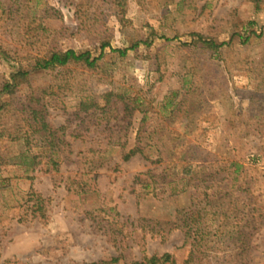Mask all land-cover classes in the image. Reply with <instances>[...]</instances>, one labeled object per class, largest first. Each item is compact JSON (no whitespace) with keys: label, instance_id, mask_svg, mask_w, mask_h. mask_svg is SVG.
Masks as SVG:
<instances>
[{"label":"rangeland","instance_id":"1","mask_svg":"<svg viewBox=\"0 0 264 264\" xmlns=\"http://www.w3.org/2000/svg\"><path fill=\"white\" fill-rule=\"evenodd\" d=\"M261 1L0 0V84L30 71L0 120V264H264ZM102 45L92 69L31 68ZM22 104L59 151L12 139Z\"/></svg>","mask_w":264,"mask_h":264},{"label":"trees","instance_id":"2","mask_svg":"<svg viewBox=\"0 0 264 264\" xmlns=\"http://www.w3.org/2000/svg\"><path fill=\"white\" fill-rule=\"evenodd\" d=\"M251 2L255 4L256 8H258L262 1L251 0ZM198 39L203 43L205 48L209 50L218 48V45L210 40H203L201 36H198ZM241 40L243 41V43H245L248 41V37L241 38ZM137 45L138 43L133 44L130 47V49L136 48ZM105 47H106L105 45L101 46L100 54L97 57H92V55L89 52L76 53L73 50H66L64 52H52L48 59H37L31 68L34 71L49 70L56 67H65L71 63H75V64L80 63V64H84L87 68L92 69L96 66L97 62L102 59L103 51ZM112 51L117 53L120 57L125 56L127 53V49L124 50L117 49ZM29 74L30 71L19 70L11 74L9 80H6L2 82V84H0V97L3 95H7L9 98L8 102L0 101V120L2 119L4 114L7 113V108L13 107L12 103H10V100L14 98V96L17 94L19 86L27 83V77L29 76ZM123 105H124V117H130L132 112L138 109L137 107L131 106L133 105L132 100H126V101L124 100ZM13 110H16L17 112H26V111L28 112V118L22 120L25 122V125L27 126L28 130L25 132V137L18 136L21 135L22 127L20 126L19 121H15L13 127L15 128L16 136H14L12 139L17 140L20 139V137H22L25 139V142L28 144V140L36 137L37 144L46 145V147L48 148L51 154H54L61 149L59 146L60 138L56 136L57 135L56 131H53V129H51V127H49L48 124L45 123L43 112L41 110H36L32 106L26 104H22V107L19 110H17L16 108H13ZM144 118L145 115L143 119ZM0 127H1L0 139H2L5 135H10L9 128H6V126L3 124H1ZM137 154L140 155L143 154L142 147L134 146L133 148L129 149L127 152H124L122 154V159L124 161H127ZM49 163L53 167L56 166V163L51 159ZM4 164L5 161L3 157L0 155V170ZM169 261H170V256L168 254H164L161 257L152 256L148 259H145L143 262L134 263V264H164ZM117 262H118V258H111L109 261H98V262H91L85 264H116Z\"/></svg>","mask_w":264,"mask_h":264}]
</instances>
